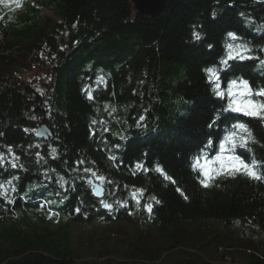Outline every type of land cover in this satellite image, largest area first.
<instances>
[{
	"label": "trees",
	"instance_id": "16d2710c",
	"mask_svg": "<svg viewBox=\"0 0 264 264\" xmlns=\"http://www.w3.org/2000/svg\"><path fill=\"white\" fill-rule=\"evenodd\" d=\"M21 12L0 18V264H264V178L205 187L191 166L239 121L259 143L235 154L264 177V117L226 107L240 78L264 103V0H166L155 16L131 0H28ZM228 43L246 47L230 59ZM40 64L48 81L23 77ZM120 223L132 234L104 227ZM86 224L102 232L79 245Z\"/></svg>",
	"mask_w": 264,
	"mask_h": 264
},
{
	"label": "clouds",
	"instance_id": "9594fccd",
	"mask_svg": "<svg viewBox=\"0 0 264 264\" xmlns=\"http://www.w3.org/2000/svg\"><path fill=\"white\" fill-rule=\"evenodd\" d=\"M213 16H215V13H213ZM229 33L228 36H230ZM202 36L203 33H199V39H195L200 40ZM245 47L246 46L244 44L234 45L232 43H228L226 44V48L228 49L227 54L229 55L230 52L232 54L239 53V51ZM209 48H211V45H209ZM207 79L209 81H215L209 76H207ZM244 81L247 80L240 78L239 81L234 79L229 83L228 95L231 97V99L227 103V109L236 113L245 114L247 116L264 117V107H262L264 103H259L251 99L252 90L249 86V82L247 81L248 83L245 84L243 83ZM217 84L220 85V82L215 81L213 91L215 92L216 96H223V94H217L218 92H221L219 91L220 87H216ZM262 123H264V121H262ZM233 128L235 130H233ZM233 128H229L223 135L222 139L218 142V152L212 156L211 159L208 158L207 152L203 153L198 159L193 158V163L191 166L193 170L198 169L203 173L204 179L200 182L205 187H210V181L215 179L217 176L225 173L228 176H235L238 172L245 173V165L247 166L248 170H252L257 163V161L253 159L251 164H246L242 157L235 154L237 148L246 149L247 151L251 152L252 149L249 147V145L259 143L256 136L253 134L252 129L247 123L239 121L233 125ZM207 144L209 147L212 146V138L208 139ZM256 174L258 175L257 172ZM202 181L204 182L202 183ZM133 195H136V193H133ZM236 223L239 224V221H236Z\"/></svg>",
	"mask_w": 264,
	"mask_h": 264
},
{
	"label": "rangeland",
	"instance_id": "374dc122",
	"mask_svg": "<svg viewBox=\"0 0 264 264\" xmlns=\"http://www.w3.org/2000/svg\"><path fill=\"white\" fill-rule=\"evenodd\" d=\"M26 2H28V0H0V8L2 10V13L0 14V18H2L3 15L4 16L7 15L5 19H7L9 23L14 24V25L17 24V22L11 19V17H13L14 14L22 13L21 11L25 7ZM42 10H43V13L45 14L48 13L47 9L43 8ZM49 76H51V74L49 72L48 66H45L42 64L32 67L28 73L26 72L23 74L24 78H27L29 80H34L35 83L39 85H42L44 82L48 81ZM117 226H121V227H117ZM104 227L115 229L116 231L113 233L114 237H116V235L123 236L125 235L124 234L125 232H128L126 234H129V235L132 234L131 231L124 228L127 226L121 223L110 225V226L105 225ZM75 228H76L75 229L76 235L78 234V236H76L77 237L76 241H77V244L79 245L85 244L86 241H90V240L96 241L97 236L102 232V230H97V227H95V225L93 224H86L82 226L79 225V226H76ZM129 229H132V228H129ZM86 235H89V238ZM236 257H237L236 258L237 261L239 260L240 262H243L244 259L241 258L238 254H236ZM229 264H231V262H229Z\"/></svg>",
	"mask_w": 264,
	"mask_h": 264
},
{
	"label": "water",
	"instance_id": "95a60500",
	"mask_svg": "<svg viewBox=\"0 0 264 264\" xmlns=\"http://www.w3.org/2000/svg\"><path fill=\"white\" fill-rule=\"evenodd\" d=\"M136 8L137 12L141 14H146L149 16H155L160 14L165 5L166 0H131ZM51 130L49 126L44 122L40 121L37 126V136L50 139L51 138ZM92 183V193L95 197L101 198L103 197L105 187L99 183L91 180Z\"/></svg>",
	"mask_w": 264,
	"mask_h": 264
},
{
	"label": "snow or ice",
	"instance_id": "6c2138e0",
	"mask_svg": "<svg viewBox=\"0 0 264 264\" xmlns=\"http://www.w3.org/2000/svg\"><path fill=\"white\" fill-rule=\"evenodd\" d=\"M229 35L232 36L233 39L236 38V36H235L234 33H229ZM193 36H194V38L199 39V33H195V32H194V33H193ZM245 50H246V49H245ZM234 55H239V53L232 54V53L230 52L229 55H228V57L231 59V58L234 57ZM241 58H243V57H241ZM222 63H226V61H222ZM261 64H264V61H261ZM205 71H206V73H207V75H208L209 77L213 78L215 81H219V74H218V70H217L216 68H207V69H205ZM243 83L247 84L248 82H247V81H244ZM216 87L219 88L220 85L217 84ZM217 94H218V95H222L223 93H222V92H218ZM258 94H259V95H264V90H261ZM89 98L91 99V98H93V97L90 95ZM262 107H264V105H262ZM257 114H258V113H257ZM141 119H142V118H141ZM93 123H95V121H94ZM25 131H28V129H25ZM9 151H11L10 148H9ZM51 151H52V154H53V155L56 154V149H55V148H52ZM38 155H39V154H38ZM110 159H114V157H110ZM0 160H2V156H0ZM12 166H13V167H16L15 164H13ZM140 167H142V166L138 164V165H137V168H140ZM244 167H245V173H244V174L249 175L251 178H253V179H261V178H264V177H261V176L257 175L254 169H252V170H248V168H247L246 165H245ZM154 170H155L156 172L160 173L161 175H164L166 179H170V177H167V175H166V173L164 172V170L161 169L159 166H157ZM86 171H90V169H86ZM93 175H96V173H93ZM98 179L103 180L104 177H103V176H98ZM203 182H204V181H202V183H203ZM3 188H4L3 184H0V195L3 194ZM104 207L110 209V208L112 207V205L105 203V204H104ZM146 207L148 208L149 211H151V207H152L151 205H147Z\"/></svg>",
	"mask_w": 264,
	"mask_h": 264
}]
</instances>
